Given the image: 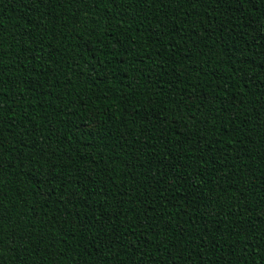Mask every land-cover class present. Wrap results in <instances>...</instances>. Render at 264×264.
Instances as JSON below:
<instances>
[{"label":"trees","instance_id":"obj_1","mask_svg":"<svg viewBox=\"0 0 264 264\" xmlns=\"http://www.w3.org/2000/svg\"><path fill=\"white\" fill-rule=\"evenodd\" d=\"M0 264H264V0H0Z\"/></svg>","mask_w":264,"mask_h":264}]
</instances>
